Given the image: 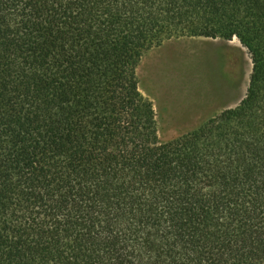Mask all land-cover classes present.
<instances>
[{
	"label": "trees",
	"instance_id": "trees-1",
	"mask_svg": "<svg viewBox=\"0 0 264 264\" xmlns=\"http://www.w3.org/2000/svg\"><path fill=\"white\" fill-rule=\"evenodd\" d=\"M180 38L252 69L162 141L138 69ZM0 264H264V0H0Z\"/></svg>",
	"mask_w": 264,
	"mask_h": 264
},
{
	"label": "rangeland",
	"instance_id": "rangeland-1",
	"mask_svg": "<svg viewBox=\"0 0 264 264\" xmlns=\"http://www.w3.org/2000/svg\"><path fill=\"white\" fill-rule=\"evenodd\" d=\"M185 39L191 40L172 39L153 48L144 56L138 69L141 91L155 104L162 141L192 131L222 111L221 103L212 104L209 99H203L201 105L190 111L187 106H193L194 103L189 99L200 98L204 93L207 95L215 85L218 95H222L219 87L226 81H239L245 89L251 74L252 60L238 39H233V44L242 46L243 52L225 46L206 45L194 53L191 52L194 45L191 46ZM172 43H182L186 49L191 47V51L169 52L165 48H169L168 45ZM194 84H201L202 88L196 89Z\"/></svg>",
	"mask_w": 264,
	"mask_h": 264
},
{
	"label": "crops",
	"instance_id": "crops-1",
	"mask_svg": "<svg viewBox=\"0 0 264 264\" xmlns=\"http://www.w3.org/2000/svg\"><path fill=\"white\" fill-rule=\"evenodd\" d=\"M186 42H188V44H190L191 46L194 45V49H192V51L189 49H186L185 47L182 46V43H172L169 46V48H165L167 49L169 52H177L178 50H188L191 51L192 53L198 51L201 49V47H206V45H213V46H225L227 49H234L237 52H243V47L239 46L237 44H233V41H226L223 39H212V38H191V40L185 39ZM177 44V45H176ZM167 46V47H168ZM233 60L234 57H233ZM235 62V61H234ZM235 64V63H234ZM236 79V78H234ZM248 82L249 79L247 81L246 87L245 89L239 84V81H237L236 83H232L227 82L226 86L227 88H225V92H224V98L221 100L218 97H211L209 98L210 103L212 104H220L222 105V110L228 107H234L236 106L239 101L243 98V96L245 95L246 91H247V87H248ZM192 102V101H191ZM188 107V106H187ZM181 109V106H180ZM195 109V107H194ZM179 112V111H178Z\"/></svg>",
	"mask_w": 264,
	"mask_h": 264
}]
</instances>
